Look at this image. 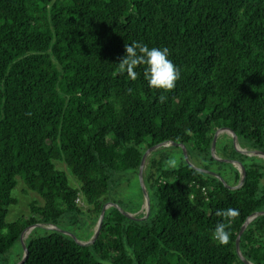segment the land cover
<instances>
[{
	"label": "trees",
	"instance_id": "trees-1",
	"mask_svg": "<svg viewBox=\"0 0 264 264\" xmlns=\"http://www.w3.org/2000/svg\"><path fill=\"white\" fill-rule=\"evenodd\" d=\"M133 41L169 49L181 69L174 91L150 88L142 67L136 81L120 74ZM219 126L240 149L264 152V0H0V264L33 224L21 264H246L240 256L264 264V213L246 223L240 256L235 250L245 218L264 210V158L218 133L215 155L245 171L227 188L204 171L238 183L237 166L210 153ZM162 141L182 143L190 164L178 146L148 154L147 215L128 218L108 206L92 243L64 233L77 238L70 228L79 216L95 223L108 201L134 212L138 202L123 208L116 196L118 175L131 184L143 151ZM173 149L179 168L166 169ZM18 182L39 200L6 221ZM227 208L239 215L221 246L212 238L215 212Z\"/></svg>",
	"mask_w": 264,
	"mask_h": 264
},
{
	"label": "clouds",
	"instance_id": "clouds-1",
	"mask_svg": "<svg viewBox=\"0 0 264 264\" xmlns=\"http://www.w3.org/2000/svg\"><path fill=\"white\" fill-rule=\"evenodd\" d=\"M170 51L167 47L149 48L147 44L133 41L124 45V54L118 62L120 74H127L131 81H136L141 72L137 71L142 67L143 77L147 81L150 88L161 91L162 93H170L174 91L177 82L181 78V69L178 68L170 59ZM131 94L132 89H128ZM167 95L161 94L158 97L160 103L167 101ZM31 115V113H28ZM166 169H178L179 159L175 154L170 155L165 161ZM221 220L217 222L212 238L221 246H226L230 240V228L232 223L238 217L237 209H217L215 212ZM126 253L129 258L135 259V255L131 247H126ZM99 264H110L109 261H100Z\"/></svg>",
	"mask_w": 264,
	"mask_h": 264
},
{
	"label": "water",
	"instance_id": "water-1",
	"mask_svg": "<svg viewBox=\"0 0 264 264\" xmlns=\"http://www.w3.org/2000/svg\"><path fill=\"white\" fill-rule=\"evenodd\" d=\"M226 132L228 133L230 136H231V143H232V146L234 147L235 150L239 151V152H242V153H252V154H255V155H258V156H263L264 157V152L262 151H259V150H245V149H240L236 143V136L234 134V132L227 126H219L217 128H215L213 130V133H212V140H211V145H210V153L212 155V157L217 160V161H227V162H230L232 163L233 165L237 166L238 170H239V173H240V176H239V179H238V183L235 185V186H229L227 185L223 179L217 174V173H214V172H211V171H208V170H204V171H207L213 175H215L216 177H218L223 185H225L227 188H236L238 187L242 182H243V179H244V175H245V171H244V168L242 166V164L237 161V160H230V159H221V158H218L216 155H215V152H214V145H215V140H216V135L220 132ZM160 146H178L181 150V155L184 159V161H186L187 163H189L188 161V158H187V155H186V151H185V147L182 143H177V142H173V141H162V142H158L154 145H151L149 146L148 148H146L140 159H139V164H138V169H137V179H138V183L140 185V188H141V193H142V196L145 200V209H144V213L145 215H147L148 211H149V199H148V195H147V192L145 190V187H144V184H143V180H142V171H143V167H144V163H145V159L147 157V155L153 151L154 149L160 147ZM190 164V163H189ZM237 164V165H236ZM201 169V168H200ZM202 170V169H201ZM108 206H114L116 207L117 209H119V211L124 214L126 217L128 218H134V219H141V218H137V217H134V215H132L130 212H127V211H124L122 210L121 208H119V206L114 203V202H111V201H108L106 203H104L99 211V214H98V217L96 219V222H95V228L92 232V235L90 236V238L87 240V241H78L74 235L68 231H64V233L70 235V237H72L77 243L81 244V245H86V244H89V243H92L95 239V237L97 236V233H98V230H99V227H100V223H101V220H102V216H103V212L104 210L108 207ZM261 213H264V210L262 211H256L254 213H252L250 216L246 217L244 222L241 224L240 226V229L235 237V250L237 252V254L240 256V253L238 251V238H239V235L241 233V231L243 230V228L245 227L246 223L252 218L254 217L255 215L257 214H261ZM35 225H38V224H33V225H30L26 228H24L20 234H19V244L22 248V255H21V258L15 263V264H21L26 255H27V252H26V249H25V246H24V242H23V232L25 229L27 228H32L34 227ZM47 227H50V228H55V226H47ZM240 258L246 263V264H251L249 261H246L244 260V258L242 256H240Z\"/></svg>",
	"mask_w": 264,
	"mask_h": 264
},
{
	"label": "rangeland",
	"instance_id": "rangeland-1",
	"mask_svg": "<svg viewBox=\"0 0 264 264\" xmlns=\"http://www.w3.org/2000/svg\"><path fill=\"white\" fill-rule=\"evenodd\" d=\"M247 153H249V152H247ZM171 154H175L179 158V152L177 150L173 149ZM250 154H252V153H250ZM145 164H146V161H145ZM56 167L59 169H64V165L62 163H56ZM142 173H143V171H142ZM122 178H123V176L118 175V179L120 181L118 183L117 188H118V190H120V193L116 194V196H118L119 199L122 200V201H120L121 206L123 208H125L127 205L130 206L129 200L134 201V205H136V202H138L137 207L134 208V212L132 211L130 213L132 215H134V217L139 215V214H142V212H144V209H145V200H144L143 196H141L142 193L140 194L139 190L141 188H140V185L138 183L137 177H136V179L134 178L132 180L131 184H128L125 181H121ZM24 189H25V187L22 184V182H18L15 189L12 190V195L17 199V202L15 205L8 207V211H7L6 217H5L6 221H12L16 217H18L19 215L27 213V211H28L27 205L29 204V202L31 200H37V201L39 200L38 196L35 193H33L31 191H24ZM78 202L82 208H85V206H86L85 204H83L80 201H78ZM119 208H121V207H119ZM78 221H79L78 226H81V229L78 230L77 229L78 226H76V227H71L70 230L76 234V237H77L76 239L78 241H81V239H84L90 232H93V230L95 228V223H93V220H91V217H88L87 214L80 215ZM19 250H21V247L19 246V244H14L12 246L13 253H12V255L9 256L7 264H14L15 257H16L15 253H18Z\"/></svg>",
	"mask_w": 264,
	"mask_h": 264
},
{
	"label": "bare ground",
	"instance_id": "bare-ground-1",
	"mask_svg": "<svg viewBox=\"0 0 264 264\" xmlns=\"http://www.w3.org/2000/svg\"><path fill=\"white\" fill-rule=\"evenodd\" d=\"M260 157H263V156H260ZM29 230H30V228H27V229L24 230V232H23V238H25V236L27 237V234H28Z\"/></svg>",
	"mask_w": 264,
	"mask_h": 264
}]
</instances>
